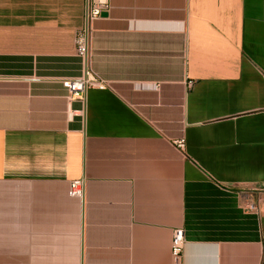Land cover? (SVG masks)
Segmentation results:
<instances>
[{"label":"crops","instance_id":"obj_1","mask_svg":"<svg viewBox=\"0 0 264 264\" xmlns=\"http://www.w3.org/2000/svg\"><path fill=\"white\" fill-rule=\"evenodd\" d=\"M86 6L0 0V264H264V0Z\"/></svg>","mask_w":264,"mask_h":264},{"label":"built area","instance_id":"obj_2","mask_svg":"<svg viewBox=\"0 0 264 264\" xmlns=\"http://www.w3.org/2000/svg\"><path fill=\"white\" fill-rule=\"evenodd\" d=\"M110 8V0H87L85 11V24L77 34V53L84 56L88 52V41L93 22L99 18L105 11ZM63 87L69 92L70 98L83 99L89 87L104 88L103 81L97 79L90 71L81 77L65 78L62 81ZM179 146L184 147L185 142L179 141ZM80 181L73 183V188L77 194H81L82 190L79 188ZM185 245V234L182 228H176L172 236V255L174 261L178 263L181 259Z\"/></svg>","mask_w":264,"mask_h":264}]
</instances>
